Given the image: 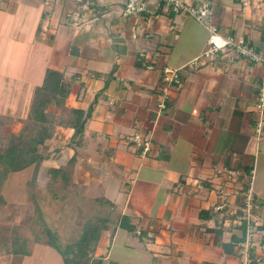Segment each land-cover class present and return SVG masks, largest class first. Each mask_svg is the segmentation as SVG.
<instances>
[{"label":"crops","instance_id":"obj_1","mask_svg":"<svg viewBox=\"0 0 264 264\" xmlns=\"http://www.w3.org/2000/svg\"><path fill=\"white\" fill-rule=\"evenodd\" d=\"M125 1L0 0L5 38L32 25L26 51L20 43L5 45L6 57L18 58L15 67L24 66V74L13 70L4 80L31 96L54 68L70 86L66 105L92 108L82 147L69 145L72 128L59 127L49 142L67 161L76 155L81 197L102 209L83 221L74 243L85 224L95 227L103 219L90 253L102 264H239L244 233L227 209L241 203L236 191L249 183L242 182L248 175L264 216V131H256L264 66L232 59L229 50L189 66L207 48L208 30L153 2L127 16ZM210 1L221 33L263 46L264 0ZM165 68L180 69L182 83L160 109ZM134 134L149 142L147 150L130 141ZM222 167L241 172L228 179L216 172ZM224 200L227 206L218 209ZM126 217L134 231L122 227ZM56 249L48 243L19 254L27 257L22 264H43ZM57 251L52 264H67Z\"/></svg>","mask_w":264,"mask_h":264},{"label":"rangeland","instance_id":"obj_2","mask_svg":"<svg viewBox=\"0 0 264 264\" xmlns=\"http://www.w3.org/2000/svg\"><path fill=\"white\" fill-rule=\"evenodd\" d=\"M31 31L32 25L25 23L13 29L11 32L13 37L10 39L0 34V145L2 146L8 143L10 134L18 133L23 125L28 123L33 98V93L31 96L27 94L28 90L21 95L18 83L9 84L4 80V77L13 74V70H18L15 74L19 76H22L25 70L24 66L21 67L23 69L15 67V59L18 58L12 59L11 54L6 57L5 45H11V41L20 43L26 51L27 43L30 46L28 38ZM55 145L56 143H53L52 148L49 146L48 148L53 150ZM67 162L62 153L51 154L40 166L36 182L32 186L30 180L34 176L35 165L10 173L2 184L0 194L3 195L5 204L0 206V264H22L26 260L27 257L22 254L11 253L15 247L30 250L52 242L60 246L66 257H72L69 255H74L75 251L67 247L78 239L83 221L93 213H102V209L98 210L81 197L84 196L82 192L85 189L78 186V180H81L74 174L75 167L71 173ZM60 166L66 167L61 175L52 172V168ZM260 176L258 184L263 183V177ZM93 187L96 192L97 185ZM85 226L89 228V225L85 224ZM102 226L105 224L97 225L98 228ZM47 228H50L53 234L48 233ZM52 247L55 246L52 244ZM56 251L41 262L52 264V260L59 257V252ZM40 258L42 256L35 258V261L39 262Z\"/></svg>","mask_w":264,"mask_h":264},{"label":"trees","instance_id":"obj_3","mask_svg":"<svg viewBox=\"0 0 264 264\" xmlns=\"http://www.w3.org/2000/svg\"><path fill=\"white\" fill-rule=\"evenodd\" d=\"M69 94L70 86L65 80L64 74L60 70L48 68L42 84L35 87L28 123H25L18 133L10 134L6 145H0V188L10 173L24 170L32 165H35V173L32 180H30V185L32 186L36 182L43 161L53 151L58 150V147L50 150L48 146L51 147L52 144L49 142L56 140L58 137L59 127L72 128L70 146L78 148L84 145L86 122L91 115L92 108L86 112L84 109L68 107L66 100ZM76 159V155H73L67 162L71 173ZM65 168L62 166L54 167L52 172L61 175L60 173H63V170H66ZM4 204L5 199L0 194V206ZM126 219L127 217L124 219L122 227L134 231L135 225L126 223ZM102 221L99 222L102 223ZM98 224L95 227L87 228L77 243L68 245L67 249L75 251L73 256L69 255L72 257H66V254H63L60 246L56 243L52 242L50 244H53L65 256L67 264H102V259H92V256H90L99 240L100 229L97 227ZM245 226V224L240 226L243 233ZM47 231L53 234L50 228H47ZM25 251V249L15 247L12 253L19 254Z\"/></svg>","mask_w":264,"mask_h":264},{"label":"built area","instance_id":"obj_4","mask_svg":"<svg viewBox=\"0 0 264 264\" xmlns=\"http://www.w3.org/2000/svg\"><path fill=\"white\" fill-rule=\"evenodd\" d=\"M163 5L166 9H171L176 13H181L192 17L200 25L208 30V45L204 52L194 58L189 66L200 65L202 59L211 57L221 51H231L232 59L234 55L241 56L250 62L264 66V44L256 47L250 45L245 39L237 38L231 35H224L213 21V5L210 0H202L199 3H191L189 0H126L124 14L127 16L136 15L149 10L150 3ZM47 5H51L53 0H45ZM248 5V1H244ZM264 43V40H263ZM234 54V55H233ZM182 83L181 70L165 68L162 85L163 100L159 103L160 109L167 107V101L171 99L172 90L179 87ZM257 111L260 114L256 131L262 133L264 131V89L258 97ZM137 147L148 149L149 142L143 140L140 134H134L130 137ZM216 172L225 175L228 179L240 174L230 167L216 168ZM242 181L249 183L237 189L236 193L240 195L242 204L233 206L227 209V213L232 217V222L235 225H246L244 230V238L237 244L236 254L240 258L239 264H263L264 263V241H263V226L264 216L259 212L260 205L257 202L256 194L253 187V176L246 175ZM245 181V182H244ZM198 187H202L198 184ZM225 193V192H224ZM227 195V192L225 193ZM227 206L226 200L218 206V209H223Z\"/></svg>","mask_w":264,"mask_h":264}]
</instances>
